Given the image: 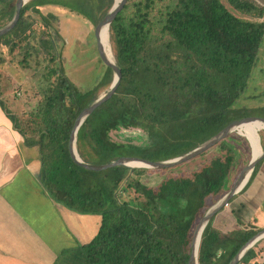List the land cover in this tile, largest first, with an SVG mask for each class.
<instances>
[{
    "label": "trees",
    "instance_id": "trees-1",
    "mask_svg": "<svg viewBox=\"0 0 264 264\" xmlns=\"http://www.w3.org/2000/svg\"><path fill=\"white\" fill-rule=\"evenodd\" d=\"M113 3L27 0L15 26L0 36L10 50L17 46L10 59L0 53V65L39 74L40 98L28 111H11L1 76L0 106L23 142L37 147L41 185L49 196L70 210L101 217L93 237L63 248L55 264H187L197 222L227 193L237 158L232 145L223 138L217 142L219 153L200 168L169 172L156 185L139 179L146 168L90 170L69 151L76 116L109 88L113 71L105 65L91 88L76 86L60 64L53 23L68 16L96 25ZM14 12L15 0H0V27ZM108 35L121 75L113 94L76 132L83 162L100 165L122 156L168 160L233 120L264 117V105L240 104L264 40V5L254 0H126ZM120 129L136 130L138 141L113 140L110 133ZM259 230L246 224L223 233L209 220L201 233L198 264H229ZM263 258L264 237L237 264H264Z\"/></svg>",
    "mask_w": 264,
    "mask_h": 264
},
{
    "label": "crops",
    "instance_id": "crops-1",
    "mask_svg": "<svg viewBox=\"0 0 264 264\" xmlns=\"http://www.w3.org/2000/svg\"><path fill=\"white\" fill-rule=\"evenodd\" d=\"M41 184L37 147L23 142L0 106V264H55L63 248L85 243L96 233L99 215L55 203ZM238 195L234 210L230 200L220 209H230L222 221L233 218L240 222L228 231L246 224L262 229L264 158L250 184Z\"/></svg>",
    "mask_w": 264,
    "mask_h": 264
},
{
    "label": "rangeland",
    "instance_id": "rangeland-1",
    "mask_svg": "<svg viewBox=\"0 0 264 264\" xmlns=\"http://www.w3.org/2000/svg\"><path fill=\"white\" fill-rule=\"evenodd\" d=\"M254 1L264 5V0ZM53 24L54 27L52 32L54 33V37L56 39L55 41L57 45V51L60 55L59 61L61 66H63L67 76L76 84V86H79L82 89L91 88L93 85H95V83L98 82L105 70V64L102 62L97 52V40L94 35L95 25L68 16H60L56 21H54ZM16 47L17 46L15 45L13 49L10 50L2 42L0 43V53L2 54L3 52L5 58L10 59L16 53ZM8 71L11 73V75L8 73ZM1 76H3L1 87H4L8 92L9 100H11V111H28L29 108L35 104L37 99L40 98V94L38 93L40 89L39 85L41 83L39 74H30L18 66L3 63L0 65V78ZM7 76L9 79H7ZM107 88H102L99 91V95L104 93ZM245 94V97L240 100V104L244 103L252 107L264 105V40L260 50L258 51L257 62L248 80ZM136 132V130L120 129L117 131H112L110 136L116 141L121 139L122 141H125L130 138L133 140V142H136L138 141L136 138L139 137L138 133ZM257 135L259 137L262 153H264V129H259ZM224 141L234 147L237 156L232 172L228 178V182H226V191L228 192L232 187L233 182L240 174L241 170L244 169L250 161L251 147L247 138L237 129L230 131L224 137ZM217 153H219V149L218 145L215 144L201 153L189 158L188 160L178 162L173 166H137L136 168L147 169L145 173L139 175V179L144 184L156 185V183H158L169 172L180 173L192 169H198L204 162ZM263 158L264 155L261 157V159ZM261 159L259 161H261ZM240 192H243V190L239 191L237 194ZM237 194H235L236 196H232L230 198V202L232 203L231 208L233 210L235 208V204L238 202V197L240 196H237ZM54 202L61 204L57 201ZM226 214H230L229 208H227L226 211H217L212 218L213 223L215 225H219V227L217 226V229L223 233L229 232V229L235 228L237 224L240 223L234 221L233 218H230L231 220L228 221H222L220 218L225 217ZM252 221L254 222V225H257V219L254 218ZM261 222V228H264V222ZM262 260H264V258Z\"/></svg>",
    "mask_w": 264,
    "mask_h": 264
},
{
    "label": "water",
    "instance_id": "water-1",
    "mask_svg": "<svg viewBox=\"0 0 264 264\" xmlns=\"http://www.w3.org/2000/svg\"><path fill=\"white\" fill-rule=\"evenodd\" d=\"M125 1L126 0H119L118 2H116L114 0V3L112 5V7L110 8V10L108 11V13L94 27V35H95V38L97 40V52H98L99 57L102 60V62L106 66H108L112 69L113 80H112V83L109 84L108 90L105 91L104 93H102L101 95H99L89 106L83 108L79 112V114L76 116V118L72 124L70 134H69L68 146H69V151H70L72 158L79 165H81L87 169H90V170H103V169H107V168L110 169V167H114V166H118V165L132 167V166L126 164V161H128V160H139V161L145 163L144 166H140V167H168V166H173L174 164L188 160L189 158H191V157L201 153L202 151L210 148L211 146L217 144V142L222 140L230 131H232L234 129L235 126H238L245 121L260 120V121L264 122V117H259V116H246V117H243V118L238 119V120H233L228 125H226L223 129H221L217 134H215L214 136H212L211 138H209L208 140H206L205 142H203L199 146L193 148L192 150H190L189 152H187L181 156L174 157V158L168 159V160L151 161V160H147V159H143V158H139V157H135V156H122V157H119V158H117L111 162H108L105 164H100V165L89 164V163L83 162L79 158L77 151H76V147H75L76 132H77L80 124L84 120V118L91 111H93L99 104H101L103 101H105L107 98H109L113 94V92L115 91V88L117 87L116 85L119 83V79H120V75H121L120 69L115 64V61L109 62L108 59L106 58L105 52L103 51V49H102V47L98 41V30H99V27L105 23L107 24V28L109 27L111 20L115 16L116 12L124 5ZM26 2H27V0H15L14 15H13L12 19L7 24L0 27V36L6 34L15 26V24L17 23L18 18H19L20 9ZM263 155H264V153H262L259 157L255 158V159H250V161L248 162V164L244 168V170H246V169L249 170V174H250V171H252L255 164L261 159V157H263ZM239 179H240V176L238 177V179L235 182H233V185L230 188V190L220 200H218L216 202V204L211 206L206 211V213L201 217L199 222H203V224H204L203 228L207 224V222L213 218L214 214L217 211H219L220 209H222L223 205L228 203L230 198L232 196H234L235 194H237L242 189V187L245 185V182H244V184H242L240 187L237 188V185H238L237 182ZM247 180H248V178H247ZM247 180H246V182H247ZM263 237H264V228L260 229L258 232L253 234L240 247V249L235 254L234 258L231 260V262L229 264H237V262L239 261L241 256L244 254V252L249 247H251L256 241H258L259 239H261ZM200 238H201V235H200ZM199 241H200V239H199ZM199 241H198V244L196 247V251L194 252L193 236H192L191 248H190V253H189V258H188L187 264H198L197 251H198Z\"/></svg>",
    "mask_w": 264,
    "mask_h": 264
},
{
    "label": "bare ground",
    "instance_id": "bare-ground-1",
    "mask_svg": "<svg viewBox=\"0 0 264 264\" xmlns=\"http://www.w3.org/2000/svg\"><path fill=\"white\" fill-rule=\"evenodd\" d=\"M118 2L119 0H115ZM98 41L105 52V56L108 59L109 62H114L113 54L110 48V43H109V35H108V28L107 24H102L99 27L98 30ZM234 129H237L242 135H244L248 143L250 144L251 147V159H255L259 157L262 154L261 146L259 143V137L257 135V132L259 129H264V122L260 120H250V121H245L241 123L238 126H235ZM126 164L132 166V167H137V166H144L145 163L139 161V160H128L126 161ZM240 176V179L238 180V185L237 188L240 187L244 182H246L248 176H249V170H244L242 169L238 177ZM237 177V179H238ZM236 179V180H237ZM235 180V181H236ZM201 219V218H200ZM199 219V221H200ZM197 222L194 231H193V248L194 252L196 251V247L198 244V241L200 239V235L203 229V222Z\"/></svg>",
    "mask_w": 264,
    "mask_h": 264
},
{
    "label": "built area",
    "instance_id": "built-area-1",
    "mask_svg": "<svg viewBox=\"0 0 264 264\" xmlns=\"http://www.w3.org/2000/svg\"><path fill=\"white\" fill-rule=\"evenodd\" d=\"M18 94V93H17ZM229 203V202H228ZM228 203L224 204L222 208H224L225 206H228Z\"/></svg>",
    "mask_w": 264,
    "mask_h": 264
}]
</instances>
